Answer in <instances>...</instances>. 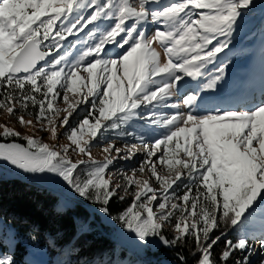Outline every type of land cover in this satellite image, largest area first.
Wrapping results in <instances>:
<instances>
[{
    "label": "snow or ice",
    "instance_id": "snow-or-ice-1",
    "mask_svg": "<svg viewBox=\"0 0 264 264\" xmlns=\"http://www.w3.org/2000/svg\"><path fill=\"white\" fill-rule=\"evenodd\" d=\"M152 3L159 0H0V111L33 130L22 134L0 123V162L44 174L106 216L113 198L131 196L111 219L138 250L191 239L195 264H217L213 250L223 241L220 264H250L237 253L252 252L251 240L264 250V84L260 99L253 96L242 108H225V101L202 94L235 87L227 63L212 74L205 69L229 47L256 0H173L160 10ZM149 22L166 30L148 35ZM69 37L77 39L65 44ZM185 77L197 83L180 111L169 100ZM138 120L143 123L134 127ZM36 132L67 143L50 144ZM106 132L139 144L122 149ZM97 145L102 159L92 155ZM140 151L145 159L131 175L110 172L116 161ZM146 171L149 178H137ZM184 181L183 194L176 195L174 186ZM0 264L14 259L2 253Z\"/></svg>",
    "mask_w": 264,
    "mask_h": 264
},
{
    "label": "trees",
    "instance_id": "trees-1",
    "mask_svg": "<svg viewBox=\"0 0 264 264\" xmlns=\"http://www.w3.org/2000/svg\"><path fill=\"white\" fill-rule=\"evenodd\" d=\"M254 12L256 10L251 13ZM83 35L81 34V37ZM76 39V37H69L65 44L74 43ZM252 50L250 47L234 50L227 59L231 65L227 70L235 67L241 68L243 63L252 56L264 64V49L260 50L257 55H254ZM243 75L244 72L239 73V79ZM182 100L183 98L179 96V101L182 102ZM171 103H176V100L174 99ZM140 111L143 112V109ZM83 114L84 109H81L80 118L83 117ZM141 123L139 120L135 121L133 126L138 127ZM104 135L116 140L114 132H106ZM122 140L128 144L139 143L131 136ZM185 183L187 181L181 183L179 188L174 186L176 195L183 194ZM131 200V196L124 201L113 198L110 205L111 216L118 215L131 203ZM59 203L60 195L53 189L20 177H0V225H6L14 230L12 243L6 240L4 232H0V254L11 255L14 264H30L27 259L28 250L30 245H36L39 249L47 252L49 255H47V261L50 264H61V260L57 256L63 251H68L69 264H92L95 262H99V264H195V258L191 254L195 250V246L191 239L183 246L160 245L156 251L149 249L142 255L121 245L114 238L111 224L107 220H111L115 226L120 224L112 220L111 216L99 213L97 205L80 198L74 200V203L66 208H61ZM81 225H85V227L81 229ZM221 230L230 231L224 225H221ZM166 234L171 235L170 230ZM215 235H220V231H217ZM228 238L235 239L232 235H229ZM251 241L259 243L257 240ZM223 247V241H221L213 250V258L217 260V264H220L218 254ZM149 255L154 257L150 258ZM240 255L247 254L237 253V256ZM181 256L184 257L183 260H181ZM248 257H251L250 254ZM235 258L233 257V259ZM262 261H264V255L261 259H252L250 264H261Z\"/></svg>",
    "mask_w": 264,
    "mask_h": 264
},
{
    "label": "rangeland",
    "instance_id": "rangeland-1",
    "mask_svg": "<svg viewBox=\"0 0 264 264\" xmlns=\"http://www.w3.org/2000/svg\"><path fill=\"white\" fill-rule=\"evenodd\" d=\"M172 2H173V0H159V4L152 3L149 5V7L153 10H155L154 8H158V10H160V8L162 6L168 5ZM261 3H262V0H256V7L254 9V10H256V12L246 14L244 20L241 21L236 32L234 33V35L232 37V42L229 45V47L226 48L224 50V52H222L218 55V58L215 61V63L209 64L207 66V68L205 69L207 74L214 73L216 67H218L222 62L227 63L228 67H230L231 66L230 62L227 59L229 58V56L232 54V52L234 50H237V49L242 48V47H250L253 49L252 51H253L254 55H257L260 50L264 49V16H262V13H264V8L261 7ZM194 18H196V17H194ZM106 26H107V22L105 24H103L101 31ZM145 27L147 28L148 35L154 34V32L157 28H159L160 30H166V28L162 22L159 24L149 22ZM221 39H223V37H221ZM213 43L215 44L216 42L213 41ZM110 46L111 45H109L108 47H110ZM111 47L113 48L114 46H111ZM156 47H157V50L161 52V60L163 62V60H164L163 50L161 48H159L158 45H156ZM109 55L111 56L112 53H110ZM254 59H255V57L252 56L241 66V68L235 67L233 69L227 70L228 82L230 84L235 85V87L242 85V84L245 85L249 76L251 75V68L249 65H252L253 73H255V74H257V76H259L258 79L260 81L264 80V65L261 64V62L256 64L257 63L255 61L256 59L255 60ZM255 64H256V66H254ZM242 72H244V75L242 76V78L240 80L238 76H239V73H242ZM203 79L204 78H201V80H203ZM196 83L197 82L193 81L190 77H185L183 82H182V85H181L182 86L181 92L179 94H177L176 96H173V98H171L169 100V103H171L175 98L176 103L181 105L179 110L180 111H186V109L183 108V106H182V102L179 101V96H180V94L182 97L184 96V94H190V90L195 88ZM235 87H233V88H235ZM233 88H231V89H233ZM231 89L226 88V89H223L219 93H212V92L203 93V96H204L206 101L216 102L218 100L225 99ZM59 106L64 107V105L62 103ZM209 106H211V105H209ZM222 106L225 107L224 104ZM243 106L244 105L241 104L238 107L242 108ZM84 107H86V106H82L81 109H84ZM225 108H227V107H225ZM144 111H146V110L143 109V112ZM164 111L167 113H169V111H170V113H173V112L177 111V109H165ZM80 112H81V110H80ZM25 118L26 119H29V118L34 119V117H28V116H26ZM4 122H7L9 124V126H11V127H15L16 130L21 132L22 134H33V130H29L27 128L21 127L19 125V123L17 122L15 116L9 118L6 113H3L2 111H0V123H4ZM140 122L143 123V121H140ZM61 132H63V129L61 130ZM35 135L37 137H43L44 141L48 142L50 144L55 143V144L59 145V144L67 143L66 139L63 137L59 141L53 142L48 138L46 133L36 132ZM157 135H159V133ZM18 142L25 143L22 140H20ZM114 142L116 143V145L118 147H121L122 149L125 147V144H128V143H124L122 139H116V140H114ZM133 144L138 145L139 143H133ZM128 145H132V144H128ZM70 155H73V154L70 153ZM92 155L94 157H96L97 159H102L104 154L101 152V147L99 145L92 148ZM157 155H159V153H157ZM144 159H145V155H144L143 151H140L131 160L121 159V160L116 161L115 165L110 168V172L117 173L118 171H121V172H127L128 175H131L132 169H138L140 163ZM153 159H155V157H153ZM43 175L44 174L23 173L22 171L15 169L14 166L8 165L5 162H0V177H3V176H5V177H20V178H23L25 180L37 183L41 186L53 189L54 191H56L60 195L59 206L61 208H66V207L70 206L71 204L74 203V200L78 199V197H75V198L70 197L68 192L64 188H62L60 186L51 185L46 179L43 178ZM136 176H137V178L147 179V178H149V173L146 171L143 174V176H141V174L139 172H137ZM116 179L119 180L120 179L119 176H117ZM150 182L153 184V187L158 188V185L155 183L154 180H152ZM170 193H171V190H170ZM121 194H123V193H121ZM104 220H106V219H104ZM107 222L111 224V232H112L114 238L121 245L128 247L133 252H138V253L144 255L145 253H147V250L150 249L152 251H156L160 247V244H154L153 246L149 247L148 249L138 250L136 247H134L129 242V240H128L129 234L126 232V230H124L122 228L121 225L115 226L111 220H107ZM0 232L5 233L6 240H8L10 243L13 242L14 230H12V228H10L6 225H0ZM250 242L253 245V251L250 253H246L247 256L249 254L251 256L249 258V260L250 261L252 259L258 260V258L261 259L262 256L264 255V252L260 248L259 243L253 242V241H250ZM47 255H48L47 252H45L41 248L39 249L36 245H30V249L28 250V254H27V257H28L27 259H28L30 264H50L49 261H47L48 256H49V255L48 256ZM57 257L60 258L61 264H69L68 263V251L60 252ZM143 257H147V256H143ZM149 257L152 258L154 256L149 255ZM92 264H99V262H95Z\"/></svg>",
    "mask_w": 264,
    "mask_h": 264
},
{
    "label": "water",
    "instance_id": "water-1",
    "mask_svg": "<svg viewBox=\"0 0 264 264\" xmlns=\"http://www.w3.org/2000/svg\"><path fill=\"white\" fill-rule=\"evenodd\" d=\"M44 62H41V64H43Z\"/></svg>",
    "mask_w": 264,
    "mask_h": 264
}]
</instances>
